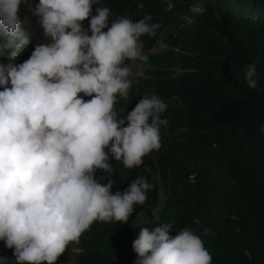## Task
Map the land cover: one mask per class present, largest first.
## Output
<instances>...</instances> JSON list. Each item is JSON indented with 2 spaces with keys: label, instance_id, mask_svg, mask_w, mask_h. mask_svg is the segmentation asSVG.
Wrapping results in <instances>:
<instances>
[{
  "label": "clouds",
  "instance_id": "clouds-1",
  "mask_svg": "<svg viewBox=\"0 0 264 264\" xmlns=\"http://www.w3.org/2000/svg\"><path fill=\"white\" fill-rule=\"evenodd\" d=\"M24 6L46 41L35 47ZM112 16L103 0H0V54L9 53L0 62V241L13 264H76L74 244L95 222L155 217L144 205L154 187L145 175L115 193L113 176L161 147L167 104L143 94L142 79L162 70L170 46L151 14L116 16L109 27ZM243 76L258 88L255 63ZM172 228H142L134 264H212L199 235L184 227L170 236Z\"/></svg>",
  "mask_w": 264,
  "mask_h": 264
},
{
  "label": "trees",
  "instance_id": "trees-1",
  "mask_svg": "<svg viewBox=\"0 0 264 264\" xmlns=\"http://www.w3.org/2000/svg\"><path fill=\"white\" fill-rule=\"evenodd\" d=\"M172 2L165 11V0H103L113 14L109 27L116 16L135 22L145 14L161 25L170 49L162 54V70L142 79V93L165 101L168 125L155 155L113 176L115 193L145 175L154 187L144 205L155 217L149 223L135 216L125 224L95 222L74 244L81 250L76 264H134L132 242L142 228L161 223L173 224L170 236L177 228L192 229L212 264H264V0ZM8 54H0V62L7 63ZM250 63L256 64L257 89L243 76ZM0 258L13 264V250L3 241Z\"/></svg>",
  "mask_w": 264,
  "mask_h": 264
},
{
  "label": "rangeland",
  "instance_id": "rangeland-1",
  "mask_svg": "<svg viewBox=\"0 0 264 264\" xmlns=\"http://www.w3.org/2000/svg\"><path fill=\"white\" fill-rule=\"evenodd\" d=\"M34 3H38V0H34ZM24 15L28 19V22H27L28 31L34 37V46L33 47H35V45L37 43H44V42H46V41H44V39L42 37V30L40 29L39 25L37 24L36 18L31 15L30 11H27L25 9V6H24ZM30 55L31 54L29 53V51L27 49H25L20 56L22 58H24V59L27 60Z\"/></svg>",
  "mask_w": 264,
  "mask_h": 264
}]
</instances>
